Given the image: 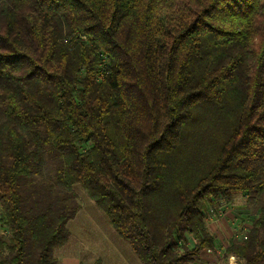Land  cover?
<instances>
[{
    "label": "trees",
    "instance_id": "trees-1",
    "mask_svg": "<svg viewBox=\"0 0 264 264\" xmlns=\"http://www.w3.org/2000/svg\"><path fill=\"white\" fill-rule=\"evenodd\" d=\"M76 184L140 264L257 205L264 0H0V264H56ZM245 237L227 254L264 264V202Z\"/></svg>",
    "mask_w": 264,
    "mask_h": 264
},
{
    "label": "crops",
    "instance_id": "crops-1",
    "mask_svg": "<svg viewBox=\"0 0 264 264\" xmlns=\"http://www.w3.org/2000/svg\"><path fill=\"white\" fill-rule=\"evenodd\" d=\"M239 199L245 198L236 195L230 203H222L221 208L217 205L218 207L214 208H219L216 214L210 211L207 215L205 226L213 238V247L209 249V253L202 250L198 260L192 264L233 263L234 260L230 259L233 256L227 254L228 247L231 242L237 241L247 232L252 222L248 217L238 216L233 207L231 209L233 203ZM80 212L79 209L77 214ZM76 216L67 223V243L54 252L56 264H94L96 261H99V264H140L128 244L116 235L105 216L101 217L93 212L83 221L80 217L75 219ZM74 237H77V250L72 249L70 245L74 242ZM65 247H68L66 251L63 250Z\"/></svg>",
    "mask_w": 264,
    "mask_h": 264
},
{
    "label": "rangeland",
    "instance_id": "rangeland-1",
    "mask_svg": "<svg viewBox=\"0 0 264 264\" xmlns=\"http://www.w3.org/2000/svg\"><path fill=\"white\" fill-rule=\"evenodd\" d=\"M53 160L55 162V159H53ZM72 191L76 197L75 203L77 205H79L80 210H81V212L79 214H77V216L75 215L76 216L75 219L80 217V220H82V221H83V219L86 220L87 215L90 213H93V212L97 213L101 217H104V215L99 211V209L96 208L94 203L89 200V198L86 196L85 191L83 190V188L80 185H78V184L74 185L72 187ZM244 201H245V199L244 200L239 199V201L233 203V205L231 204L232 205L231 209L233 207V211L237 212L236 214L238 216H242V217L245 216V217H248L249 219H252V220L255 219L256 216L258 215V210H259L261 203L264 202V196H262L259 199V202L257 203V205L255 204L253 207H250L248 209L245 208V202ZM231 209H230V211H231ZM2 232H3V228H1V226H0V235L2 234ZM76 238L77 237H74V242L70 243V245L72 246V249H75V250H77V248H78V244L75 242ZM72 239H73V237H72ZM185 243H186L185 245L191 247L194 244V240L191 238L190 235H187ZM67 249H68V247L63 248L64 251H66ZM33 261H34L33 257H32V259L29 258V262L27 264H30Z\"/></svg>",
    "mask_w": 264,
    "mask_h": 264
},
{
    "label": "built area",
    "instance_id": "built-area-1",
    "mask_svg": "<svg viewBox=\"0 0 264 264\" xmlns=\"http://www.w3.org/2000/svg\"><path fill=\"white\" fill-rule=\"evenodd\" d=\"M221 207H222V206H220L219 208H221ZM219 208H218V209H219ZM218 209H215V210L211 211V213H212V214H216ZM240 238H242L243 240L246 239V237H245V233L242 234V236H241ZM206 252L209 253L210 250H209V249H206ZM230 259L234 260L233 263H231V264H240V262H239L237 259H234L233 257H231Z\"/></svg>",
    "mask_w": 264,
    "mask_h": 264
}]
</instances>
